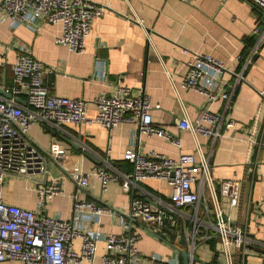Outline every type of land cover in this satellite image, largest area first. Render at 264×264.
<instances>
[{
    "label": "crops",
    "instance_id": "obj_1",
    "mask_svg": "<svg viewBox=\"0 0 264 264\" xmlns=\"http://www.w3.org/2000/svg\"><path fill=\"white\" fill-rule=\"evenodd\" d=\"M100 1L108 3L110 10L93 18L82 52L70 51L55 42L61 29L58 23L41 20L9 27L0 20V87L5 90L11 84L12 64L20 46L27 45L36 58L53 66L54 72L45 74L43 80L54 94L92 100L101 93L113 92L117 86L142 88L150 96L153 121L179 138L181 147L165 137L139 132L136 123L120 122L110 130L97 122L71 123L63 128L34 124L28 135L36 144L46 149L55 140L65 152L61 164L48 158L50 174L64 177L61 191L45 202L43 212L70 220L73 194L91 199L109 206L115 214L85 218L83 227L104 234H138L136 245L143 254L158 253L183 264L175 248L187 249L186 243H180L179 226L176 234L163 232L165 241L147 222L127 216L132 197H144L145 189L167 199L171 186L163 179L148 178L128 192L122 190L119 181H111L103 190L94 171L103 167L109 172L130 171L131 163L124 158V152L132 140L142 154L153 149L171 157H177L179 152L195 153L200 143L216 180L233 175L240 180L236 206L229 207L227 198L222 197L224 210L252 239L244 254L235 250L234 264H264V39L246 64L243 58H235L239 53L247 56L259 39L260 33L252 32V28L261 29L264 8L250 0ZM136 19L142 20L144 27ZM148 32L151 41L146 40ZM181 47L210 52L232 69L224 75L234 85L224 115L233 124L226 128L224 122V135L215 141L202 135L194 137L189 130L177 126L182 116L193 118L204 106L220 112L226 107L223 99L208 102L203 94L180 86L189 57ZM100 60L107 63L104 79L94 77ZM241 71L243 79L236 83L235 74ZM95 113L96 106L90 102L87 115ZM74 166L89 174L86 186L69 177L67 172ZM41 177L40 173L33 175L34 180L6 177L3 200L36 209L34 182ZM126 222L130 224L127 229L123 226ZM97 246L94 262L101 264L104 242L98 241ZM217 251L215 238L202 241L190 250V264H223ZM0 264L22 263L4 259Z\"/></svg>",
    "mask_w": 264,
    "mask_h": 264
},
{
    "label": "built area",
    "instance_id": "obj_2",
    "mask_svg": "<svg viewBox=\"0 0 264 264\" xmlns=\"http://www.w3.org/2000/svg\"><path fill=\"white\" fill-rule=\"evenodd\" d=\"M190 1V0H186ZM264 8V0H250ZM110 10L108 3L100 0H2L0 20L9 27L49 21L61 26L55 42L70 51L82 52L84 41L90 32L92 20ZM136 21L144 27L142 20ZM260 37L247 56L245 64L264 39V27L252 28ZM146 40L151 41L150 32ZM189 55L180 86L201 93L208 102L219 99L226 101L223 112L204 106L193 118L182 116L177 126L189 130L194 137L202 135L213 141L222 137V125L229 128L233 122L225 117V111L233 95V84L224 77L232 69L226 62L210 52L188 50ZM106 61L100 60L95 67L94 77H106ZM53 66L36 58L31 48L22 45L12 64V82L5 91L11 97L0 95V261L19 260L22 264H95L97 243L104 242L105 252L99 258L101 264H178V260L158 253L143 254L137 247L138 234H104L98 230L83 227L86 219L100 215L115 214L109 206L73 194V215L67 220L43 212L44 204L61 191L63 175L50 174L51 158L57 164L65 156L58 141H52L42 149L28 135L30 126L43 124L63 128L67 124L97 122L106 129H112L120 122L136 123L139 132L167 138L181 147L180 139L166 127L152 119L150 96L142 88L117 86L111 93H101L92 100L73 98L50 92L43 76L53 73ZM236 83L243 79L242 71L235 74ZM25 100L22 104L15 98ZM96 106L94 116L87 115V106ZM124 158L131 163L130 171H107L97 168L94 175L106 190L111 181H119L124 192L138 186L148 178L165 180L172 188L167 199L143 190L144 197H132L127 216L151 225L158 235L166 230L176 234L177 226L183 230L187 249L193 251L202 241L215 238L218 255L223 264H234L235 250L244 254L252 239L244 228L233 220L230 212L222 206V197L227 198L229 207L238 203L240 180L234 175L216 180L212 174L208 157L200 143L196 152H179L171 157L156 150L140 153L132 140L124 152ZM38 201L36 209H29L8 203L2 198V187L8 176L34 180ZM69 177L80 186L88 184V173L74 166ZM129 228L128 222L123 224ZM164 234V233H163ZM189 245V246H188ZM190 253L189 264L192 260Z\"/></svg>",
    "mask_w": 264,
    "mask_h": 264
},
{
    "label": "water",
    "instance_id": "obj_3",
    "mask_svg": "<svg viewBox=\"0 0 264 264\" xmlns=\"http://www.w3.org/2000/svg\"><path fill=\"white\" fill-rule=\"evenodd\" d=\"M1 2H2V0H1ZM1 2H0V4H1ZM262 27H264V23L262 24L261 28ZM0 94L4 95L5 97H8V98L12 96V94L10 92L5 91L1 87H0ZM15 99L18 102L22 103V104L25 103V100H23L21 97H16ZM180 235H181L180 236V243L181 244H185L186 243V237L184 235L183 230H181V234ZM160 237H162L166 241L165 234H163V233L160 234ZM175 248H176V250H178L180 252V255H181L182 259H183V264H189V258H190V252H189V250L188 249H183V248H181L179 246H175Z\"/></svg>",
    "mask_w": 264,
    "mask_h": 264
},
{
    "label": "rangeland",
    "instance_id": "obj_4",
    "mask_svg": "<svg viewBox=\"0 0 264 264\" xmlns=\"http://www.w3.org/2000/svg\"><path fill=\"white\" fill-rule=\"evenodd\" d=\"M54 168H56L57 169V174L59 173V168L54 164Z\"/></svg>",
    "mask_w": 264,
    "mask_h": 264
}]
</instances>
